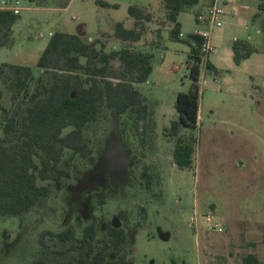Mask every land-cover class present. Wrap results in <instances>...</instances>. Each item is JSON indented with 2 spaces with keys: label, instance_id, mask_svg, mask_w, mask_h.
Returning a JSON list of instances; mask_svg holds the SVG:
<instances>
[{
  "label": "rangeland",
  "instance_id": "rangeland-1",
  "mask_svg": "<svg viewBox=\"0 0 264 264\" xmlns=\"http://www.w3.org/2000/svg\"><path fill=\"white\" fill-rule=\"evenodd\" d=\"M59 1L20 0L19 19L12 26L13 44L0 48V63L26 65L38 75L43 70L37 61L50 38L48 33H80L85 40H99L97 48L103 46L106 52L126 46L152 54L151 73L146 81L134 84L150 108L152 101L164 105L174 100L176 91L189 92L188 45L169 40L168 25L161 30L159 45H149L163 18L160 0H70L66 7L58 8ZM100 1L117 6L101 5ZM130 4L146 7L154 16L152 22L145 23V33L137 42L113 36L116 22L134 27L127 13ZM193 9L179 14L178 20L186 28L196 25ZM243 25H238L241 30L235 31V36L246 37L249 30ZM226 27L222 18L221 26L210 28L215 49L208 56L214 59L216 72L207 70L206 58L200 63V120L195 128L181 126L178 132L182 138L194 139L192 166L180 169L173 163L175 137L165 135L160 126H154L153 131L151 126L145 127L142 145L128 128L129 144L138 158L136 177H131L121 143L119 121L123 116L100 104L96 120L83 129L92 153L86 158L75 157L64 187L20 215L0 212V264H30L40 255L37 237L42 230L59 231L71 225L80 235L94 216L102 214L118 224L119 209L129 214L121 253L133 264H222L229 252L232 256L224 264H241V255L249 252L258 254L259 264H264V226L255 246L246 243L238 247L256 237L245 227L256 220L264 225V88L259 86L261 70L254 61L234 63L223 33ZM80 60L85 61L83 57ZM113 65L105 76L117 82L121 75L118 63ZM0 90L2 104L11 114L23 111V101L13 104L10 92L1 84ZM145 165L150 166L149 172L158 173L153 176L151 192L141 185L139 174ZM209 212L213 221L221 224V232L201 219ZM193 216L197 219L194 224L190 223ZM102 234L103 229L98 232ZM116 256L110 253L111 258ZM46 258L55 257L48 254Z\"/></svg>",
  "mask_w": 264,
  "mask_h": 264
},
{
  "label": "trees",
  "instance_id": "trees-1",
  "mask_svg": "<svg viewBox=\"0 0 264 264\" xmlns=\"http://www.w3.org/2000/svg\"><path fill=\"white\" fill-rule=\"evenodd\" d=\"M33 1V0H29ZM70 0H61L58 8H64ZM199 0H160L163 18L158 22L156 39L149 45L157 47L160 33L169 26L168 38L189 46L187 68L192 79L189 92L176 94L174 108L178 118L162 130L165 135L175 137L172 151L173 163L180 169L193 164L194 139L182 138L179 128L197 126L198 79L200 75L201 38L194 32L180 36L178 15L197 4ZM101 5L114 6L105 1ZM258 11H264V0H260ZM128 15L134 27L126 28L121 22L114 24L113 36L127 42L139 41L146 30V22H152L153 13L146 7L130 4ZM259 13H257L258 15ZM19 15L0 9V48L13 44L12 26ZM99 40L85 42L76 33L56 31L52 33L37 61L43 71L35 75L26 65L0 63V84L10 92V101H23V111L11 114L2 104L0 90V212L20 215L28 211L41 198L52 191H60L71 178V168L76 156L86 158L92 153L83 129L96 120L100 104L123 116L120 121L122 146L127 155L128 174L135 178L137 156L129 144L127 129L143 143L145 127L154 130L153 110L147 99L134 86L146 81L152 71V54L135 51L131 47L106 52ZM231 49L233 61L239 64L254 49L244 41L235 40ZM85 59L81 62L80 58ZM117 62L121 79L114 82L105 74ZM206 61L205 67L211 68ZM50 74L51 76H47ZM50 77V78H48ZM150 166L140 171L142 188L152 191L153 176ZM146 215L145 208H141ZM119 225H113L104 216H94L80 235L71 225L59 231L42 230L37 237L40 255L30 264H133L121 249L126 243L129 214L126 209L116 213ZM103 229V234L98 232ZM136 228H134L135 230ZM3 248H1L2 250ZM117 253L114 258L110 253ZM48 254L54 259L46 258ZM242 264H259L253 253L242 258Z\"/></svg>",
  "mask_w": 264,
  "mask_h": 264
},
{
  "label": "crops",
  "instance_id": "crops-1",
  "mask_svg": "<svg viewBox=\"0 0 264 264\" xmlns=\"http://www.w3.org/2000/svg\"><path fill=\"white\" fill-rule=\"evenodd\" d=\"M214 1L218 3H222L224 5L225 14L223 15V18L227 22V27L223 33H225L227 46L229 45L228 48L231 49V45L235 40H241V41H244L248 46L254 49V51L248 57L241 60V62L245 63L247 61H250V62L254 61L259 66L258 68L259 70H261V73L259 74V76H261V81H262L261 85L259 86H262L264 88V75H263L264 74V11H261V12L258 11V4L260 0H199L197 4L192 6V8H194L193 9L194 10L193 11L194 20H195V15L197 12L205 11L206 7ZM257 13L259 14L257 15ZM177 18L179 19V15ZM179 22H180V29H181V32H180L181 37H185L188 33H192L195 30L200 29L198 28V25H201L195 20L196 25L193 26V28L192 27L186 28L184 27L181 20ZM242 24H244L243 29L249 30L245 38L235 36L237 34L235 31L241 30L239 29L238 25H242ZM231 33L233 34L232 36H230ZM76 34H78L81 37V39L84 40L85 42H91V38H88L87 40H85L80 33H76ZM210 42L213 45L211 38H210ZM188 52H189V48L187 50V54ZM231 54H232V59H233L232 49H231ZM206 61H208L212 65L211 68H208L207 70L216 72L217 65L214 59L208 56L206 58ZM249 77H250V80L253 81L252 80L253 76L249 75ZM252 86L258 87L260 89V87L256 84H252ZM178 92L179 91L175 92V99H176V94ZM175 99L173 100L171 98V100H169V102H166L164 105L161 104V101H152L153 105L151 109L153 110V118L155 121L156 128L159 126L161 128L166 127L169 125V123L172 120L177 119L178 113L176 112L174 108ZM199 120H200V114H199V103H198L197 123ZM125 155L126 154H124V160L126 161ZM116 222L114 221L113 225H119V223L116 224ZM253 223L254 225H251L245 228L246 230L251 232V234L255 235L256 237L249 238L245 242L238 245V247L242 248L245 246L246 243L247 245H249L250 248L255 246L257 242L256 238L260 236V232L263 231L262 227L264 225L262 224L261 221H258V220L254 221ZM253 254L255 253L253 252ZM255 255L257 256L258 261H259V255L258 254H255ZM231 256H232V252H229V254L226 257H223L220 263L224 264V262H229ZM244 256L245 255H241V259H240L241 264H242V258Z\"/></svg>",
  "mask_w": 264,
  "mask_h": 264
},
{
  "label": "built area",
  "instance_id": "built-area-1",
  "mask_svg": "<svg viewBox=\"0 0 264 264\" xmlns=\"http://www.w3.org/2000/svg\"><path fill=\"white\" fill-rule=\"evenodd\" d=\"M20 0H0V9L10 10L14 14L19 15L21 7L19 5ZM225 14L224 5L218 2L210 3L205 11L197 12L195 15V20L201 24L203 27L194 31L201 38L200 52L201 58H207L210 53L213 52L214 46L210 42L211 30L210 28L219 27L222 24V18ZM50 36L52 32L48 33ZM43 34H39L42 37ZM119 65V64H118ZM202 220H205L210 224L212 230L217 232L222 231L221 224L213 221V213L209 212L201 216ZM195 216L190 217V223L194 224L196 222Z\"/></svg>",
  "mask_w": 264,
  "mask_h": 264
}]
</instances>
